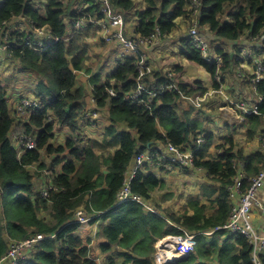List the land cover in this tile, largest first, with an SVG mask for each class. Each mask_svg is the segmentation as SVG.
<instances>
[{
	"label": "trees",
	"instance_id": "trees-1",
	"mask_svg": "<svg viewBox=\"0 0 264 264\" xmlns=\"http://www.w3.org/2000/svg\"><path fill=\"white\" fill-rule=\"evenodd\" d=\"M45 1L46 15H42L31 0H0V31L8 22L24 15L29 17L35 28L49 27L52 34L59 38V41L52 42L41 53L26 45L27 38H33L30 33L18 31L9 36L14 58L18 59L23 67L31 68L40 75L41 81L36 94L43 99L45 106L36 109L28 119L21 120L26 132L35 134L37 147L26 149L19 156L10 139L16 117L13 116L9 105L6 86L0 80V257L9 248L11 242L8 239L23 240L37 233L56 232L57 239L43 240L21 264H98L90 255V249L83 238L75 235L79 223L71 222L75 209L85 203L86 209L92 214L106 211V217H110L109 223L101 226L97 233V238L104 240L101 243L102 250L108 253L116 246L127 249L120 253L121 257H124L123 262L109 257L110 264H132V261L134 264H153L151 256L157 251L155 243L169 234H181L182 231L170 226L166 217L152 211L147 213L143 204L138 201L127 200L118 204L117 193L123 186L126 172L137 155L138 148L146 150L152 147L156 140L165 143L170 141L176 145L184 144L191 133L197 130L202 132L200 121L193 118V110L181 112L178 109L180 94L176 91H166L159 95L153 100L151 108L128 100L126 93L136 88L139 71L136 61L127 58L102 84H99V79L94 78L97 105L100 108L106 107L108 103L111 105L109 114L113 123L107 133L113 136L112 140H106L103 144L95 141L80 149L76 145L77 141L70 137L64 146H54L51 141L55 135V122H48L49 110L53 111L61 126L72 131L79 128L83 113L84 91L74 90V70H81L85 66L87 44L84 43L83 31L78 32L69 42L64 38L67 31L65 19L78 17L85 10L81 9V13L72 12L65 10L62 0ZM110 1L125 10L135 7V0ZM146 1L148 7L142 13L137 27V32L142 34L154 31L156 26H160L163 32L169 34L176 27L175 19L187 14V0ZM88 2L94 4L89 10L97 9L94 0ZM201 24L209 26L219 39L231 41L240 39L245 34L252 37L261 36L264 34V0H204ZM217 52L224 56L221 70H228L232 60L231 54L221 48ZM187 55L190 61L204 66L212 75L217 72L216 65L207 63L197 49L189 47ZM159 78V83L166 81L164 76ZM180 86L190 95L203 93L208 89L200 82H181ZM110 88L117 91V96H110ZM258 90L263 96L260 103L262 114L248 117L251 137L264 120V80L258 84ZM122 121L128 122L129 127L137 131L138 137L134 136L131 130L116 134L117 126ZM210 141L211 139L198 150L195 166L207 169L221 182L216 214L202 225L201 212L205 210L204 207L200 208L195 216H184L183 220L181 216H171L173 220L191 230H204L228 221L232 209L228 187L237 172L236 163L245 162L248 175L258 173L264 166L262 153L249 156L242 151L235 153L232 141L229 148L225 149L223 146L224 152L217 158L204 159ZM117 143L120 146L102 160L96 149ZM66 149L70 150L79 162L73 159L65 162L63 172L53 179L56 188L51 191L49 198H44L41 193L35 191V176L28 169V165L40 161L43 151L60 153ZM61 161L62 159L58 158L54 162ZM104 164L108 166L107 173L103 171ZM148 166L146 164V167ZM160 169L165 170L164 167ZM163 185L164 181L154 173L141 170L132 179L131 190L147 198L152 190ZM99 187L102 188L98 189ZM89 193L90 199L84 201ZM42 209L49 211L53 220L39 218L38 211ZM95 219L94 217L93 220ZM238 239L242 244L243 264H253L248 240L242 235L238 236ZM58 240L59 245L56 244Z\"/></svg>",
	"mask_w": 264,
	"mask_h": 264
},
{
	"label": "crops",
	"instance_id": "crops-1",
	"mask_svg": "<svg viewBox=\"0 0 264 264\" xmlns=\"http://www.w3.org/2000/svg\"><path fill=\"white\" fill-rule=\"evenodd\" d=\"M62 1L63 3L66 1V4L64 5L65 10H70L72 12L79 11L82 8V5L88 2V0ZM33 2L41 8L43 6L42 3L45 2V0H33ZM147 7L148 3L146 0H135V7L131 10L117 8L125 17L126 22H124V30L127 34H131L133 32L132 30L137 26L134 17H139L140 13L147 9ZM45 10L46 6L44 7V11ZM21 19L22 16L16 18V21L19 22ZM71 19L72 18L67 17L65 20L68 21ZM27 21L29 22V20ZM12 23L14 24L15 22L13 21ZM204 27L206 29V32H204L210 38L212 47L217 51L221 48L232 56L228 70L222 71L224 76L223 83H226V87L228 85L232 86V92H229L235 96H242L244 98L255 96L253 88L250 85L248 86L247 81H238L236 69L238 70V67H241L243 71L250 72V69L254 65V60L261 57L260 50L257 49V47L255 48L256 45L254 42L246 38L247 34L236 41H230L219 39L215 33L210 30L209 26L204 25ZM22 28L24 31H28L29 24L27 25V22H24ZM180 28L181 27L177 25V27L174 28L171 33L167 34V37L161 40L158 44L144 48L141 55L143 58L140 56L138 58H130L135 61H142L147 70L145 79L148 82H159V76L163 77L168 71H174L177 79L185 84L200 82L207 88L212 87V83L214 84V87L219 86L214 79V75H212V73H210L204 66L196 63L193 65V62L189 60L187 54L189 52L190 44L187 37V31H182ZM212 34L214 35L212 36ZM82 35L84 43L87 44L85 66L81 69V72L76 74V84L74 87V90L83 89L84 91L83 113L79 120L80 125L76 131H72L65 126H61V124L56 121L54 124L55 135L51 141L54 146H64L67 140L70 137H73L77 141L76 145L80 149H83L91 145L92 142L96 141L99 144H103L106 140L110 141L113 138L112 135H108L107 133L108 128L113 123L109 114L111 105L108 103L106 107L100 108L94 102V78L99 79V84H102L118 68V55L123 52V48H120L121 44L117 41L109 43L103 40L102 35L97 32L95 27L83 31ZM186 47L187 51L185 50ZM244 48H248V50L251 51L250 58L247 62L242 58H240L239 61L235 58L236 55H239L240 50ZM193 71H197L201 76L193 74ZM0 80L6 86L9 105L12 107L14 101H16L19 96L36 93L41 77L31 68L23 67L18 59L2 57L0 61ZM238 83H241V86L236 87L233 85ZM226 87H224V89L228 92ZM219 102L220 105H225L221 95ZM178 109L181 112L193 110V118H196L201 124L200 129L202 132L200 133V130H197L195 133H191L188 140L192 139L197 134H205L206 142L203 144V148L209 139H211L210 146L203 157L204 159L217 158L218 155L224 152V148L227 149L230 147L231 141L235 146V153L242 151L246 156L258 152L262 153V145L258 140V134L262 131L264 121L262 126L256 130L255 135L251 137L249 134L250 122L248 121V118L241 124L233 123V119H235L238 114L233 108L221 109L218 105L213 104L208 107L206 106L205 109L196 110L185 101L179 99ZM93 110L97 111V117L94 122L90 121L85 113L86 111ZM19 118L20 119L16 120L13 128L17 125L18 128L23 127L25 129L24 123L21 120L28 119L29 117ZM130 130L133 132L134 136L138 137L137 131L132 130L129 127L128 122L122 121L117 126L116 134ZM247 137L249 140L246 142V145L243 146L240 144L241 139L246 140ZM164 145V141L156 140L152 147H164ZM119 146L120 144L117 143L96 150L103 160L112 154ZM43 155L47 156L51 162V173H53L55 177L63 172V167L67 160L73 159L76 162H79L68 149L60 153L45 152L42 156ZM42 158L40 161L28 165V169L34 174V176L36 175V179L40 178L37 183L34 178L35 191L39 194L46 188L50 180V176L44 175L39 171L44 163ZM58 158H61L62 161L55 163L54 161ZM103 171L105 173L109 171L108 166L105 164L103 165ZM144 172H152L159 179L164 181L162 187L152 190L146 198L147 202L153 206L154 210L145 208V211L147 213L152 211L166 217L168 224L177 228V230L182 231L184 229L190 233L197 234L198 242L195 250L187 257L176 258L178 260L173 264H243L244 259L241 257L242 244L238 239V236L240 235L228 230L213 231L217 226L206 228L204 230L187 229L184 225L176 222L171 217L172 214H175L176 216H181L183 220L184 216H195L198 210L202 207H204L205 210L201 212L200 225L204 224L207 219L214 217L218 209L217 199L220 195L222 185L213 174L209 173L207 169L197 166L164 171L156 164L145 167ZM245 172L247 173L246 166ZM105 184L106 182L102 187H104ZM102 187H99L98 189ZM213 190L215 191L212 192ZM90 197V193L87 194L84 201L89 200ZM261 197L264 200V189L261 192ZM81 207L86 209V204L83 203L78 208ZM86 211L92 214L89 210L86 209ZM45 212H47V214ZM94 213H99L98 216H95L96 219H92L87 228L82 229L79 227L76 230L75 235L83 238L84 243H86L90 249V255L92 258L93 256L101 258L102 264H110L109 257L123 262L124 257H121L120 253L127 251V249L116 246L108 253L102 250L101 243L104 242V240L103 238L99 240L97 238V233L101 226L109 223L110 217H106V211ZM38 216L39 218H46L50 221L53 220L50 212L43 209L38 211ZM254 218L258 225L263 223L264 216L260 209L256 208L254 210ZM211 231L213 232L210 234L209 232ZM172 235L179 234H169L166 237ZM8 240L9 242H12L11 239ZM157 242L155 243L156 248ZM59 243V240L56 241L57 245H59ZM128 252L134 254L132 251ZM151 261L153 264H166L164 263V260L161 259L158 249L151 256ZM131 263L134 264L133 261ZM167 264L171 263L167 262Z\"/></svg>",
	"mask_w": 264,
	"mask_h": 264
},
{
	"label": "built area",
	"instance_id": "built-area-1",
	"mask_svg": "<svg viewBox=\"0 0 264 264\" xmlns=\"http://www.w3.org/2000/svg\"><path fill=\"white\" fill-rule=\"evenodd\" d=\"M94 1L97 5L96 10H89L88 8L94 4L86 2L81 8L85 10L83 14L66 21L67 31L64 38L66 42L71 41L78 32L95 27L106 42L112 43L117 41L121 44L120 48H123V52L118 55L120 65L125 63L126 59L130 57L138 58L140 56L143 58L141 55L144 48L152 47L167 37V33L163 32L160 26H156L154 31L148 34L137 32V27L140 24L141 15L144 11L140 13L139 17H134L137 26L132 30L133 32L131 34H127L124 30V22H126V20L123 14L118 11V7L113 5L110 0ZM31 2L34 4L33 0H31ZM42 4L43 6L41 8L34 5L39 8L42 15H46V10L44 11L46 1ZM203 7L204 0H187V14L186 16H179L175 19L176 27L178 25L183 29H187L190 47L197 49L207 63L216 65L217 72L214 74V79L219 86L214 87L212 83V87L208 88L203 93L190 95L181 88V82L177 79L174 71L167 72L164 76L166 77V81L164 82H148L145 79V74L147 72L146 67L143 65L142 61H136L139 71L136 78L137 86L126 93V98L130 101L145 105L146 108H151L153 100L159 95L166 91H176L180 94L179 99L185 101L196 110L205 109L206 106L208 107L213 104L218 105L221 109H235L238 114L237 117L233 119V123L241 124L245 122L250 115L262 114L260 103L263 101V96L258 90V84L264 80V34L254 37L247 34L246 38L254 42L256 45L255 48L257 47L261 52V57L254 60V65L250 69V72L243 71L241 67H238V70L236 69L238 81H247L248 86L250 85L253 88L255 96H248L246 98L235 96L229 92H232V86L228 85L226 87V83H223L224 76L221 67L224 65V56L212 47L211 40L210 38L208 39L205 33L206 29L201 24ZM80 10L79 13L82 12ZM27 20H29V22ZM13 21L15 22L14 24L12 23ZM24 22H27V25L29 24V29L25 32L33 35V38H27V46L35 48L42 53L49 44L59 41V38L52 34L49 27L35 28L32 23H30L31 20L29 17L23 15L21 21L18 22L15 18L8 22L5 28L0 31V61L2 57L14 59L13 48L11 47L12 43L9 36L12 32H23L22 25ZM250 53L251 51L248 50V48H244L240 50L239 55H236L235 58H237L238 61L242 58L247 62L250 58ZM81 71L82 70H74L75 75ZM233 85L238 87L241 86V83ZM224 87L228 89V92H226ZM188 89H190V87H188ZM109 93L110 96H117V91L114 88H110ZM220 95L223 97L225 105L219 104ZM93 100L97 104L95 96ZM44 106L45 103L41 97L36 93H29L19 96L17 100L14 101L11 111L14 117L28 118L36 109L44 108ZM85 113L88 119L94 122L97 117V111H86ZM47 120L48 122H56V117L52 110H49ZM205 136V134H197L181 145H176L168 141L165 143L164 147H150L146 150L138 148L139 151L126 172L123 186L117 193V203L120 204L127 200H135L142 203L144 208L154 210L153 206L147 202L145 197L132 192L131 182L134 176L137 172L141 170L144 171L146 164H156L160 168L164 167L165 170L195 166V160L198 158L197 152L206 142ZM258 140L262 145V154L264 155V130L259 132ZM15 144L14 147L18 150L19 156H21L26 149L37 147V138L35 134H28L23 128L22 132L15 136ZM154 159H156V161ZM235 166L237 172L233 176L232 184L228 187L229 198L232 203L229 219L225 224L215 227L213 231L228 230L232 233L242 235L250 244L251 260L253 264H264V220L261 225H258L254 218V210L256 208L260 209L264 216V200L261 197V192L264 189V166L254 175H248L245 172V162L240 161L236 163ZM39 171L44 175L50 176L48 185L41 191L42 197L49 198L51 191L56 188L53 184L55 175L51 173L52 167H47L45 163L42 164V168H40ZM98 215L99 214L88 213L83 207L77 208L74 211L71 222L74 221L79 223V227L84 229L87 228L92 219ZM182 231V234L164 237L157 242V249L164 263L167 264L168 262L173 264L176 258L187 257L195 250L198 242L197 234L190 233L184 229ZM213 231L209 233L211 234ZM48 238L57 239L56 232L50 234L37 233L23 240L12 241L7 252L0 257V264H21V262L29 256L30 252L36 249L43 240ZM93 259L98 264H102L101 258L93 256Z\"/></svg>",
	"mask_w": 264,
	"mask_h": 264
},
{
	"label": "rangeland",
	"instance_id": "rangeland-1",
	"mask_svg": "<svg viewBox=\"0 0 264 264\" xmlns=\"http://www.w3.org/2000/svg\"><path fill=\"white\" fill-rule=\"evenodd\" d=\"M66 4V1H65V3H64V5ZM180 29H182V31L183 30H187V29H183V28H180ZM214 34H212V36H213ZM208 39H209V37H208ZM210 41V40H209ZM185 50L187 51V47L185 48ZM23 65V64H22ZM193 65H195V63H193ZM193 74H195V75H197V76H201V74H199L197 71H193ZM17 119H20L19 117H16V120ZM16 123V122H15ZM22 130H23V127H20V128H18V126L16 125L15 126V128H13L12 129V132H11V135H10V137H11V140H12V142H13V144L14 145H16L15 144V136H17L19 133H21L22 132ZM249 139H248V137H247V139L246 140H242L241 139V143L240 144H242L243 146H245L246 145V142L248 141ZM43 153H45V151H43ZM46 155V154H45ZM45 155H43L42 157V160H43V162L45 163V165L47 166V167H49L50 166V164H51V162L49 161V159L47 158V156H45ZM164 171H167V170H164ZM168 171H170V170H168ZM35 179H36V175H35ZM39 179L40 178H37L36 179V183L39 181ZM0 209H1V201H0ZM46 214H47V212H45ZM85 237H86V235H85ZM157 245V244H156Z\"/></svg>",
	"mask_w": 264,
	"mask_h": 264
},
{
	"label": "water",
	"instance_id": "water-1",
	"mask_svg": "<svg viewBox=\"0 0 264 264\" xmlns=\"http://www.w3.org/2000/svg\"><path fill=\"white\" fill-rule=\"evenodd\" d=\"M149 145H151V143H150ZM176 260H178V259H175L173 263H175V262H176Z\"/></svg>",
	"mask_w": 264,
	"mask_h": 264
}]
</instances>
